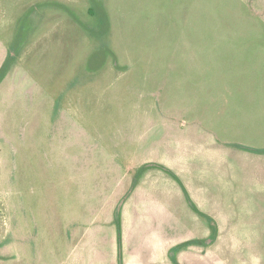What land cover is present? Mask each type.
<instances>
[{"label":"rangeland","instance_id":"374dc122","mask_svg":"<svg viewBox=\"0 0 264 264\" xmlns=\"http://www.w3.org/2000/svg\"><path fill=\"white\" fill-rule=\"evenodd\" d=\"M2 68L0 264H62L134 182L178 240L211 235L184 188L213 218L190 264H264V0H0Z\"/></svg>","mask_w":264,"mask_h":264},{"label":"crops","instance_id":"0c3cea01","mask_svg":"<svg viewBox=\"0 0 264 264\" xmlns=\"http://www.w3.org/2000/svg\"><path fill=\"white\" fill-rule=\"evenodd\" d=\"M157 187L155 183L150 187L144 183L136 186L111 213L94 217L80 213L75 217L72 247L62 264H120V254L123 264H174L171 249L188 241L207 239L193 237L189 232V239L178 240V236L186 235L185 223L178 217L175 200L169 195L160 196ZM120 205L121 249L115 221ZM192 247L178 253L180 264H190L187 255Z\"/></svg>","mask_w":264,"mask_h":264},{"label":"trees","instance_id":"16d2710c","mask_svg":"<svg viewBox=\"0 0 264 264\" xmlns=\"http://www.w3.org/2000/svg\"><path fill=\"white\" fill-rule=\"evenodd\" d=\"M3 68L1 69L0 72V83L1 81L4 79L5 77V73L3 72ZM246 149V148H245ZM251 151H255L256 150H252ZM150 169H159L164 171L165 173L169 174L172 178H174L176 181H178L181 185H182V181L180 180V178L170 169H168L167 167L163 166V165H156V164H146L144 166H142L139 170H138V177L145 174L147 171H150ZM137 186V182H134V184L132 185L131 191L127 194L126 198H128L131 194V192L136 188ZM185 194L187 196L188 202L191 206V208L198 214L203 215L208 222L210 223V227H211V235L209 236L208 239L205 240H192V241H188L184 244L178 245L175 248L171 249L170 251V258L171 260L174 262V264H180L177 260V255L180 251L187 249L191 246H203V247H208L211 244H213L217 239H218V235H219V231H218V227L215 224V221L213 220V218L209 217V216H205L204 214H202L199 209L197 208V206L194 204V202L192 201L191 197L189 196L187 190L184 188ZM122 205L118 206L116 212H115V221L118 227V233H119V242H120V249H121V238H122V232H121V219H122ZM120 264H123V257L122 254H120Z\"/></svg>","mask_w":264,"mask_h":264}]
</instances>
